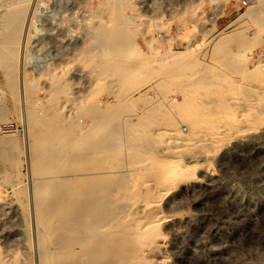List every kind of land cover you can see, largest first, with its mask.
<instances>
[{"label":"rangeland","instance_id":"374dc122","mask_svg":"<svg viewBox=\"0 0 264 264\" xmlns=\"http://www.w3.org/2000/svg\"><path fill=\"white\" fill-rule=\"evenodd\" d=\"M258 1L241 8V0H38L25 52L34 85L27 127L16 81L7 79L12 63L17 78L19 58L0 59L1 264L39 259L29 189L43 209L39 253L48 264H75L78 257L80 264L107 263L113 250L138 256L126 264L145 258L264 264V11L253 10ZM20 40L9 48L19 49ZM185 89L194 93L193 110L212 106L221 132L212 127L202 141L178 148L172 135L162 136V125H153L161 132L148 142L147 123L169 118ZM206 89L216 95L205 100ZM176 129L191 133L187 122ZM165 157L175 166L200 164L189 172L194 179L171 181L166 174L170 194L157 183L153 161ZM74 173L88 174L105 218L90 241L92 259L86 251L65 254L80 247L58 227L67 216L52 209L59 189L84 190L80 183L64 186ZM127 234L122 245L100 242Z\"/></svg>","mask_w":264,"mask_h":264},{"label":"bare ground","instance_id":"6f19581e","mask_svg":"<svg viewBox=\"0 0 264 264\" xmlns=\"http://www.w3.org/2000/svg\"><path fill=\"white\" fill-rule=\"evenodd\" d=\"M1 1L3 2V10H2L3 13L0 15V18H1V21H2L1 22V25H0V59H4L5 57L7 58V56H9V54H11L13 56V59L19 58L18 59L19 60V66H18V74H17V78L18 79L16 78V76L14 78V75L12 74L13 73L12 70L13 69L15 70L17 68V66L13 67V64L14 63H12L11 64V67H9L10 74L7 75V79H8V82L11 79H12L11 80L12 82H13V79H15L14 81H16V86L19 89V99H20V104H21V116H22L24 125L27 127V122H28L29 115H30V112H31L29 110L28 93H29V88H31V90H32L34 88V85H32L33 87H29L28 73H27V70H26V63H25V61H26L25 52H26V46L28 44L30 27L32 26L33 22L36 20L35 13L37 11L38 0H1ZM257 1L258 0H256L254 2V4ZM255 9H257V10H255ZM251 10L252 9H248V12L247 13H249ZM253 10H255L256 13H257V11L258 12H263L264 11V0H259L258 3H257V5L254 7ZM256 13L254 12V14H256ZM254 14H252V15L253 16H256ZM10 26H12L14 28V31L13 32H11V31H9L7 29ZM20 37H21V40H20L19 49H18V46L15 47V48H13V49H10L9 48V44H12V43H13V45L18 44L17 42H18V39H20ZM138 51H137V54H138ZM245 54H246V52H245ZM9 61H10V59H9ZM11 61H13V60H11ZM216 92L217 91L214 92L211 89H206V91L203 93L204 94L203 97H204L205 100H209L210 99L209 97L216 95ZM230 93H231V91H230ZM193 94L190 93L189 90H186L185 91V94L183 95L184 96L183 103H176V104L173 105L172 104L173 103L172 102L173 100H169V102L173 106H175L174 109H171L172 110V115L169 118H167V117L162 118V119H153L152 118L153 120H150V122L147 123L146 127H147L148 130H146V131L144 130V132H145V134L146 133L149 134V135L146 134V137L148 139V142H153V141L155 142V138L154 137H156L158 135L157 132H161V131H158V130L155 131L154 129H151L153 125L156 126L157 128L158 127L159 128H162L161 127V125H162L165 128V130H164L165 132L163 133L162 136L166 138L168 135H172L171 136L172 137V143H174V145L176 147H178V148L179 147H181V148L182 147H186L187 148V147H190V146H192V145H194V144L202 141L204 139V137H205L204 135L206 133L210 132L209 130H211L212 127L215 128V125L214 124L215 123H218V121H214L213 120V114L211 113V107L212 106L211 107H208V105H207L206 108H201V109H198V110H193L192 109V107L194 106L193 105L194 104V101H193V97H192ZM210 103L211 102H209V104ZM167 111H169V110H167ZM158 113H160V112L158 111ZM213 113H215V112H213ZM107 117L109 118V116H107ZM181 122H187L188 123L189 128H190V131H191V133L189 135L187 134L188 136H183L182 134H180L183 131L182 129H181L182 130L181 132H179L180 130L178 131V129H176V127L178 126V123H181ZM166 128H167V130H166ZM217 129L215 128V132L216 131L217 132L218 131L221 132L220 131L221 130L220 127H219L218 130ZM111 131H112V129L110 130V132ZM26 132H30V131H26ZM212 135H214V133ZM25 137H27V136H25ZM62 137H65V136H62ZM206 137H208V136H206ZM105 139L106 140L104 141V143H107V141H110V137L109 136H107ZM55 140H58V139H55ZM12 141H14V140H12ZM12 141H10V142H12ZM166 141L168 143L169 140H166ZM62 144L64 146L66 145L67 146V147L65 146L66 148H68V147L70 148V146H71V145L69 146L67 142H65V143L62 142ZM164 146H166V145H164ZM70 152L72 153V150ZM89 154H90V152H89ZM173 154H174V152H173ZM66 157H67V155H65V160L69 156L67 158ZM173 159H174L173 157H171V158L170 157H165V159L164 158H162V159L161 158L160 159H158V158L155 159L154 158L153 159V161H155L156 163L157 162L159 163L158 169L156 170V177H157L156 179L158 181L157 183L160 185V187H162L164 189V191H166V192L168 191L167 194L170 192L169 191L170 190L169 186H170V184H171L170 182L172 180H174L177 176H181V175L182 176L189 177V178L191 177V179H194L195 176L190 175L189 172H190L191 169H198V167L200 165V164L199 165H195L194 164V166H187V165H185V167H182L181 165H176L175 166L174 165V162H173ZM70 160H72V159H70ZM70 163H71V161H70ZM166 174L169 177V180H171L170 182L169 181H166V178H165V175ZM32 180H34V179H32ZM64 181L67 184V185H64V186H70V185H68V183H72V187H77L75 183H80L81 184L80 186L81 187H84V190L82 188H81V190H75L74 188L73 189H69V190L59 189V190H61V192H60L59 198H57L56 206L55 207H52L53 210H54V208L56 210H58L59 216H61V218H65L67 216V218L65 220L61 219L58 222V227H60V229H63V230L66 228L69 231L68 233L69 234H72V238H73L72 239V241H73L72 244L73 245H79V247H80L79 248L80 251L75 250L74 249L75 246H74V248L73 247H68L67 249H63V250L66 251L65 254H72V253L76 254V253H79L81 251H86V253H88L87 254L88 257L90 256L91 259H92L95 256L94 252H96V251H94V252H91L90 251L89 252L90 241L92 240V237L94 236L95 227L97 228V226L99 224H102L104 222V220H105V218H103L104 216L99 215V213L101 212V211H99V207L101 205L99 207L97 206V204H99V202H98V200L95 197V195H96L95 192L96 191L94 192V190L91 189V187H92V183L91 182L92 181L89 178L88 174H84V175H78V174H75V173L74 174H70L67 179H64ZM179 185H181V184H179ZM163 192H161V193H163ZM166 192H164V195H166ZM29 196H30V200L29 201H30L31 214L34 216V220H35V224H36V239L35 240L32 239L33 240V243L37 246V250H38V257H39V259H38V261L36 263L37 264H48L47 259L45 257L41 258V255L39 253L40 251H42V248H43L42 241H41L42 238L40 236L41 227H40V224H39L40 223V220L42 218L43 209H40L37 206V204H36V200L34 199V196H35L34 190L31 191V189H29ZM99 200H101V199H99ZM100 209H101V207H100ZM107 209H108V207H107ZM101 210H103V209H101ZM106 213L109 214L108 212H106ZM46 214H48V213H46ZM45 219H43V220H45ZM165 220H167V219H164L163 221L165 222ZM46 226H47V224H46ZM62 234H64V233H62ZM122 234H124V233H122ZM130 235H132V234H130ZM124 236H125V238H123L121 240L114 238L112 240L111 239H107V240H104V241L102 240L100 242H104V243L107 242L109 245H111V244H114V245H122L124 242L129 241V239H130L128 237V234L127 235H124ZM160 236H162V235H160ZM62 237L65 238V240H66V239H68L69 235H67L65 233ZM135 238L136 237H134V240H135ZM136 239L138 240V237ZM141 241H143V240H141ZM139 244L142 245L141 247H143V249H144V247H147V243H145V242H142V243H139ZM154 245H156V244H154ZM143 249H142V251H143ZM96 255H97V253H96ZM47 256H49V255H47ZM98 256H100V254H98ZM134 256H137V255H134ZM134 256H132V257H134ZM126 257L122 256L118 250H113L112 253L109 255V258L107 260V263H101V264H126L132 258L131 257V258L127 259ZM44 258H45V260H44ZM95 258H99L100 259V257H95ZM84 259H86V258L84 257L82 259V262L84 261ZM91 259H90V262L92 261ZM150 260H149V258H145V262L143 264H152ZM3 261H4V259H0V264ZM16 261H17V259H16ZM75 261H76L75 264H80L81 259H79V257H78L77 260L75 258ZM14 264H15V262H14ZM133 264H134V262H133Z\"/></svg>","mask_w":264,"mask_h":264},{"label":"built area","instance_id":"2783aa9c","mask_svg":"<svg viewBox=\"0 0 264 264\" xmlns=\"http://www.w3.org/2000/svg\"><path fill=\"white\" fill-rule=\"evenodd\" d=\"M256 0H241V8H247L249 7L252 3H254ZM184 132H187V129H184ZM5 132L3 129L0 128V136L4 134Z\"/></svg>","mask_w":264,"mask_h":264}]
</instances>
